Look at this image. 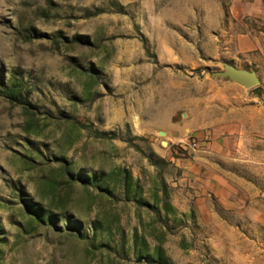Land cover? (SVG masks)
I'll return each mask as SVG.
<instances>
[{"label": "rangeland", "instance_id": "374dc122", "mask_svg": "<svg viewBox=\"0 0 264 264\" xmlns=\"http://www.w3.org/2000/svg\"><path fill=\"white\" fill-rule=\"evenodd\" d=\"M0 264H264V0H0Z\"/></svg>", "mask_w": 264, "mask_h": 264}, {"label": "water", "instance_id": "95a60500", "mask_svg": "<svg viewBox=\"0 0 264 264\" xmlns=\"http://www.w3.org/2000/svg\"><path fill=\"white\" fill-rule=\"evenodd\" d=\"M214 77L228 78L229 80L243 86L246 89H251L259 84V78L254 71L238 69L229 64H224L223 71L212 73ZM160 136H165L163 131L159 132ZM166 145L165 142H163Z\"/></svg>", "mask_w": 264, "mask_h": 264}, {"label": "built area", "instance_id": "2783aa9c", "mask_svg": "<svg viewBox=\"0 0 264 264\" xmlns=\"http://www.w3.org/2000/svg\"><path fill=\"white\" fill-rule=\"evenodd\" d=\"M195 145V144H194Z\"/></svg>", "mask_w": 264, "mask_h": 264}]
</instances>
